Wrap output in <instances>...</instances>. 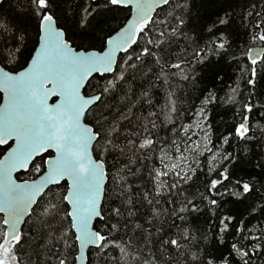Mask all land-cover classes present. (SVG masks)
Masks as SVG:
<instances>
[{
  "label": "snow or ice",
  "instance_id": "1",
  "mask_svg": "<svg viewBox=\"0 0 264 264\" xmlns=\"http://www.w3.org/2000/svg\"><path fill=\"white\" fill-rule=\"evenodd\" d=\"M0 264H264V0H0Z\"/></svg>",
  "mask_w": 264,
  "mask_h": 264
},
{
  "label": "trees",
  "instance_id": "2",
  "mask_svg": "<svg viewBox=\"0 0 264 264\" xmlns=\"http://www.w3.org/2000/svg\"><path fill=\"white\" fill-rule=\"evenodd\" d=\"M5 15H7V13H5ZM225 118H227V117H225ZM217 119H220V116L219 115L217 116Z\"/></svg>",
  "mask_w": 264,
  "mask_h": 264
}]
</instances>
